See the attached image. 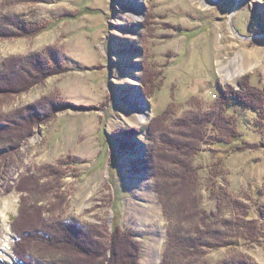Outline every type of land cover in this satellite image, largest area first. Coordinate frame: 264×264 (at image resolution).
<instances>
[{
    "label": "rangeland",
    "instance_id": "obj_1",
    "mask_svg": "<svg viewBox=\"0 0 264 264\" xmlns=\"http://www.w3.org/2000/svg\"><path fill=\"white\" fill-rule=\"evenodd\" d=\"M15 15L25 26L0 29V69L7 67L3 59L21 56L29 68L43 57L65 69L0 76V217H7L13 264H24L12 249L18 209L24 216L18 224L46 217L99 226L108 236L117 223L139 243L138 264H160L168 221L147 151L160 135L149 138L147 126L169 104L174 119L205 112L226 88L252 93L260 104L250 109L229 100L226 109L249 135L223 175L230 195L249 208L252 238L202 249L210 264L233 254L264 264V0H0V21L10 24ZM222 67L242 71L231 81ZM145 76L151 82L143 85ZM133 92L149 107L145 122ZM202 145L198 169L212 158V148ZM198 192L202 210L214 213L215 202ZM231 215L226 207L220 218ZM65 231L67 240L78 235ZM36 239L24 238L21 246L50 263L49 254L59 251Z\"/></svg>",
    "mask_w": 264,
    "mask_h": 264
},
{
    "label": "trees",
    "instance_id": "obj_2",
    "mask_svg": "<svg viewBox=\"0 0 264 264\" xmlns=\"http://www.w3.org/2000/svg\"><path fill=\"white\" fill-rule=\"evenodd\" d=\"M8 22L10 24H7L5 20L0 21V29L8 30V26H13L11 30L20 31L19 27L25 26L18 15L13 16V19ZM5 25L6 27H4ZM14 58H6L1 61L3 66L7 64V67H4V72L3 68L0 69V76L2 73L5 76L14 72H24L23 75H25L27 72H32L31 69L36 70L32 75L41 74L43 73L41 70L44 69L45 71L52 70L50 72L55 73L65 69L60 63L48 64L49 59L43 57L42 59L38 57L39 61L35 60L37 62H35V67L31 66V68H29L28 56ZM142 80L143 85L151 82L149 76H145ZM219 91L220 97L205 112L186 113L184 116L174 119L175 108L173 104H169L147 126L146 134L149 138L157 133L160 134V139L155 140L156 147L150 145L147 149L151 157L149 167L155 177L154 186L162 205L163 214L168 221L167 241L160 264H210L204 256L206 252V249H202L204 246L208 248L228 246L234 243L236 238L248 240L252 238V234L249 233L251 232L249 229L252 227L251 222L244 217L245 211L249 208L241 199L230 195L226 187V176L223 175L226 172V161L243 144L242 141L246 139L243 136L248 133L243 127H240L238 117L227 115L226 109L231 104L229 100L250 109H259L260 104L252 97V93L249 96L244 91L232 88ZM228 101L229 103H227ZM134 131L135 128L127 129L123 134L129 136ZM165 135L169 137L168 140L164 139ZM182 137H185V141H181ZM162 140L165 142L163 143ZM116 142L120 144L118 141ZM203 143H207L212 148L210 149L212 158L209 159L211 161L204 164V168L200 166L202 169H198L199 167L194 165L195 154L199 153V150L201 151ZM200 170L204 171L203 176H201ZM220 177L223 178L224 184L220 183ZM201 189H204L206 196L215 202L217 210L215 209L216 211L210 215L202 210V193L198 192ZM177 196L181 198H176ZM226 207L230 212L232 211V215L226 219L220 218V214H223ZM23 217L21 209H18L17 214L12 217L11 228L12 233L17 237V240L13 241L15 242V247L12 248L13 252L24 264H44L32 255L33 252L29 254V244L21 246L20 241L24 238H27L28 241L37 238V242L43 240L50 244L51 249L59 251V253L49 254L47 258L50 259V263L48 264H138L139 243L133 239L129 232L121 229L117 223H113L107 236L102 232V229H98L99 226L95 228L88 226L87 229H84L87 227L86 225L50 220L39 216L38 221L32 219L31 221H21L18 224V220H22ZM40 219L43 224L45 221L52 222V227L50 225L43 227L37 224V222H41ZM67 229L77 232L76 239L78 237L87 239L86 243L88 242L89 245L84 246L85 248L80 246L72 234L66 236L68 240L65 239L64 233ZM71 240H73V245H76H69ZM17 244L21 246L20 249H16ZM38 256L43 257V255ZM250 261L248 263L242 255L233 254L229 260L220 261L218 264H252Z\"/></svg>",
    "mask_w": 264,
    "mask_h": 264
},
{
    "label": "bare ground",
    "instance_id": "obj_3",
    "mask_svg": "<svg viewBox=\"0 0 264 264\" xmlns=\"http://www.w3.org/2000/svg\"><path fill=\"white\" fill-rule=\"evenodd\" d=\"M138 1V0H134ZM135 13V12H134ZM134 15V14H133ZM136 16V15H135ZM137 17V16H136ZM47 58V57H46ZM39 59V58H38ZM36 62V61H35ZM28 63V62H27ZM47 67V66H46ZM221 67V66H220ZM44 68V67H43ZM223 69L221 70L223 72L224 77L228 80L235 81L239 73L242 71L240 68L239 71L235 70L233 74L228 71V69ZM221 69V68H220ZM34 70V69H33ZM36 71V70H35ZM60 71V70H59ZM146 93V92H145ZM132 99L139 101L137 104V110L139 113L140 120L143 122L144 120L147 121L149 118L150 110L149 107L147 106V103L141 99V95H139L136 92L132 93ZM49 102V101H47ZM57 105V104H56ZM168 107V106H167ZM33 117V116H32ZM35 120V119H34ZM144 121V122H145ZM211 121V120H210ZM149 128V127H148ZM228 129V128H227ZM124 132V131H123ZM148 132V131H147ZM167 132V131H166ZM235 132V131H234ZM129 134V133H128ZM160 135V134H159ZM192 137V136H191ZM190 139V138H189ZM161 141V140H160ZM164 141V140H162ZM165 142V141H164ZM167 143V142H166ZM241 143V142H240ZM170 144V143H169ZM168 144V145H169ZM238 144V143H236ZM167 146V145H166ZM217 147V146H216ZM219 147V146H218ZM172 148V147H171ZM176 148V147H175ZM174 148V149H175ZM185 148V147H184ZM180 155V154H179ZM219 156V155H218ZM221 157V156H220ZM156 160V159H155ZM161 160V158H160ZM163 161V160H161ZM165 161V160H164ZM168 161V160H167ZM178 166V165H177ZM181 167V166H180ZM215 167V166H214ZM50 170V169H49ZM178 170V169H177ZM181 170V169H180ZM179 172V170H178ZM174 173V172H173ZM176 173V172H175ZM183 173V172H182ZM43 174V173H42ZM37 187V186H36ZM239 208V207H238ZM12 214V213H11ZM13 215V214H12ZM114 220V219H113ZM10 234H9V228L7 226V217H0V264H13L16 263V260L14 256L12 255L10 251ZM95 238V237H94ZM78 239V238H77ZM87 240V239H86ZM88 243V242H87ZM94 244V243H92ZM85 246V244H83ZM91 245V244H90ZM83 246V247H84ZM85 248V247H84ZM78 254V253H77ZM84 255V254H83Z\"/></svg>",
    "mask_w": 264,
    "mask_h": 264
}]
</instances>
